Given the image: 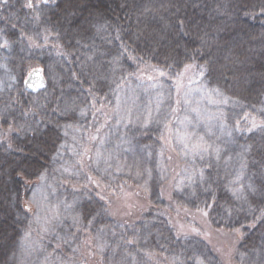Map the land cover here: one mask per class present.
Wrapping results in <instances>:
<instances>
[{
    "label": "rangeland",
    "instance_id": "374dc122",
    "mask_svg": "<svg viewBox=\"0 0 264 264\" xmlns=\"http://www.w3.org/2000/svg\"><path fill=\"white\" fill-rule=\"evenodd\" d=\"M48 2L26 11L21 0L11 7L0 3V96L14 92L40 67L42 57L20 36H12L18 30L38 41L41 26L36 21ZM144 72L141 78L108 77L110 83L116 81L101 105L74 97L72 91L62 98L60 147L52 167L29 185L27 201L34 214L29 215L32 220L24 219L29 222L11 264H92L93 257L99 264H264V230L253 248L237 247L241 226L254 213L252 200L264 198V179L246 171L245 148L237 140L239 121L252 108L208 85L195 66H146ZM52 79L59 85L64 76L53 71ZM129 90L159 96L157 111L147 122L122 112L121 95ZM197 91L208 101L195 117H208L212 125L194 134L198 152L188 151L179 135L185 121L194 118L189 102ZM141 105L132 102L129 114ZM134 146L146 153L145 166L139 168L143 173L116 172L108 166L112 157L128 152L134 156ZM134 158L137 166L144 164L142 157ZM235 165L240 177L234 178ZM209 177L219 181V191L230 199L221 211L209 210ZM250 184L255 193L249 191ZM42 189L46 196L39 202Z\"/></svg>",
    "mask_w": 264,
    "mask_h": 264
},
{
    "label": "trees",
    "instance_id": "16d2710c",
    "mask_svg": "<svg viewBox=\"0 0 264 264\" xmlns=\"http://www.w3.org/2000/svg\"><path fill=\"white\" fill-rule=\"evenodd\" d=\"M41 1L32 0L33 7ZM27 3L21 0L24 11ZM45 7L36 21L38 41L18 30L12 36L42 57V86L36 89L24 79L0 96V264H11L29 222L24 219L32 220L29 185L52 167L58 153L62 98L72 91L101 105L116 79L141 78L146 66H195L208 85L252 108L239 121L237 140L245 148L246 171L264 179V0H49ZM53 71L64 76L59 85ZM208 179L209 210L221 211L230 199L217 179ZM251 203L252 218L240 225L237 247L243 251L253 248L264 230V219H256L264 212V198ZM93 258L92 264H99Z\"/></svg>",
    "mask_w": 264,
    "mask_h": 264
},
{
    "label": "bare ground",
    "instance_id": "6f19581e",
    "mask_svg": "<svg viewBox=\"0 0 264 264\" xmlns=\"http://www.w3.org/2000/svg\"><path fill=\"white\" fill-rule=\"evenodd\" d=\"M121 96H122L121 98H122V102H123L122 112L125 113L126 116L131 118V120H134V121L139 122V123H145L157 111V107H158L157 104H158L159 96L158 95L156 96V92H154V91L146 93L145 91L129 90L126 92V94L124 96L123 95H121ZM192 96L193 97H191L189 104L191 105V107L193 109L192 110L193 111L192 117H194V118L188 119L185 121V125L179 129V135L182 137L184 144L187 145L186 148L188 151H197L198 152L199 145L192 143V139L194 138V134L201 132V130L203 129V127L206 124H207L206 128L202 131L207 132V131L211 130L212 125L209 123L210 120L208 117H204L205 121L200 119V118L197 119L195 117V115H197L198 113H200V115H201L204 106L207 105L208 96L205 93L200 92V91H199V93H198V91L195 92ZM123 97H127L129 99V102L127 100H124ZM132 102L139 103V104L143 103V105L139 106L133 112V114L130 115L128 106ZM198 103H199V106H198ZM194 127H197L199 130H194L193 129ZM117 136L118 135H114L113 137H117ZM119 142L122 144V146L128 147V144H126L125 142H122L120 140H119ZM133 151H135L134 156H131V152H128L127 154L125 153V155L110 158V161L108 162V166L113 171H116V172L136 174L137 169L145 166L144 161L147 160V156L143 150H141L140 148H138L136 146L133 147ZM217 152L221 153L222 149L217 148ZM135 156L142 157V162L144 164L141 166L140 165L137 166L136 165L137 162H136L135 158L133 159V157H135ZM130 157H132V158L130 159ZM230 165H232V163H230ZM135 166H137V168ZM231 168H233L231 170L232 171L231 174L233 175V177L234 178L240 177V172H239L238 168L236 167V165L231 167ZM141 172L143 173V171H141ZM45 196H46V189L40 190V194H39V198H38L39 202L43 201ZM125 264H133V263L126 262Z\"/></svg>",
    "mask_w": 264,
    "mask_h": 264
},
{
    "label": "water",
    "instance_id": "95a60500",
    "mask_svg": "<svg viewBox=\"0 0 264 264\" xmlns=\"http://www.w3.org/2000/svg\"><path fill=\"white\" fill-rule=\"evenodd\" d=\"M26 81L32 87H34V85H36L35 86L36 89L40 88L44 82L43 76H42L40 70H38V69L31 71L28 78L26 79Z\"/></svg>",
    "mask_w": 264,
    "mask_h": 264
},
{
    "label": "snow or ice",
    "instance_id": "6c2138e0",
    "mask_svg": "<svg viewBox=\"0 0 264 264\" xmlns=\"http://www.w3.org/2000/svg\"><path fill=\"white\" fill-rule=\"evenodd\" d=\"M0 3H7V0H0ZM27 7L31 8L33 7V4H32V0H28V3L26 5ZM256 127L255 123H253V128ZM251 130V129H249ZM185 147H187V145H185ZM249 188V191L255 193L256 192V188L253 186V185H249L248 186ZM257 220H261V219H264V212H261V215L259 217L256 218ZM251 227H255V222H253L252 225H250ZM197 264H202L201 261H198Z\"/></svg>",
    "mask_w": 264,
    "mask_h": 264
}]
</instances>
